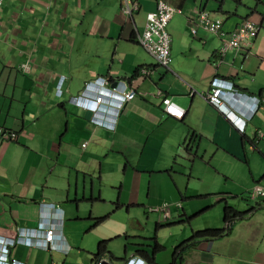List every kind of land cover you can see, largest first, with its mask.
Here are the masks:
<instances>
[{"label":"crops","instance_id":"obj_1","mask_svg":"<svg viewBox=\"0 0 264 264\" xmlns=\"http://www.w3.org/2000/svg\"><path fill=\"white\" fill-rule=\"evenodd\" d=\"M138 1L141 7L133 16L122 11L123 0H4L0 7V127L16 133L14 139L0 143V232L35 227L40 203L46 201L62 209L60 242L67 246L64 252L16 244L11 247L13 258L53 264L60 254L62 264L78 260L93 264L97 248L92 250L91 241L81 237L91 232L95 243L108 240L109 252L102 257L113 263L122 264L133 255L150 263L138 251L151 254L152 245L128 228L123 230L124 250L111 251L112 227L100 225L103 219L95 214L98 204L117 195L105 194L104 181L111 179L116 186L122 176L137 175L144 181L170 174L176 160L187 155L195 162L200 157L208 161L210 166L202 164L210 171L211 164L216 168V155L223 152L219 161L230 166L222 171L233 183L216 196L235 208L229 195L249 197L256 183L264 185V136L257 135L259 130L264 133V16L241 13L226 0L218 9L211 0H167L181 12L168 26L172 61L166 68L139 41L147 13L158 0ZM202 9L221 16L226 31L250 17L261 25L260 33L248 49L231 52L219 62L221 38L194 22ZM195 25L197 33L192 31ZM26 59L32 63L27 73L21 68ZM143 67L151 72L141 74ZM61 76L66 80L63 95L57 97ZM99 77L137 91L112 127L90 121L88 113L70 100ZM215 77L233 81L241 92L261 99L244 132L208 101L206 93ZM166 96L186 111L182 119L165 114ZM254 105L245 98L236 107L248 110ZM233 160L245 168L240 165L229 172ZM252 208L234 223L230 234L194 244L177 264H264V197L236 209ZM86 220L91 222L85 225ZM173 251L166 259L157 252L155 264H171Z\"/></svg>","mask_w":264,"mask_h":264},{"label":"built area","instance_id":"obj_2","mask_svg":"<svg viewBox=\"0 0 264 264\" xmlns=\"http://www.w3.org/2000/svg\"><path fill=\"white\" fill-rule=\"evenodd\" d=\"M3 3L4 0H0V7ZM140 7L138 0H123L122 11L127 16H133ZM179 12H181V8L176 4L167 0H158L156 8L147 13L146 26L139 35L140 44L153 55L158 65L166 68L170 67L172 61V38L168 26L174 15ZM194 22H196V25L216 33L221 38L222 42L217 59L219 62H222L224 57L231 52L248 49L261 30L259 23L247 17L235 29L226 31L223 29L224 19L206 9L200 10ZM196 25L192 28L193 33H197ZM21 68L24 72H29L32 68L31 60L26 59L23 61ZM150 72V67H143L140 70V73L144 75H148ZM65 80L66 77L61 76L58 81L57 97L63 95ZM136 95V89L125 83L113 86L109 79L99 77L86 83L70 100L88 113L90 121L105 127H112L114 118L123 109L126 102L135 98ZM206 97L211 104L225 113L242 132L245 131L247 124L257 111V106H252L248 110L236 107L239 101H243L245 98L255 100L257 96L241 92L230 80L215 77L211 81ZM163 104L165 114L177 119H182L185 116L186 111L173 102L170 97H164ZM257 135L262 137L264 133L259 130ZM15 137L16 133L5 132L0 127V143L4 139H14ZM248 196L252 199L264 197V185L256 183L248 191ZM156 210L164 211L165 218H169V210L166 205L157 207ZM61 211L59 205L42 201L40 203V219L35 227H16V229L7 230L4 233L0 232V264H27L11 256V247L16 244L38 247L49 251L59 249L67 252V248L60 242L63 240L62 227L64 224ZM105 262L115 264L108 257L99 258L95 264H104ZM53 264L62 263L59 260H54ZM122 264L150 263L138 255H133Z\"/></svg>","mask_w":264,"mask_h":264},{"label":"rangeland","instance_id":"obj_3","mask_svg":"<svg viewBox=\"0 0 264 264\" xmlns=\"http://www.w3.org/2000/svg\"><path fill=\"white\" fill-rule=\"evenodd\" d=\"M208 1L204 0V2ZM217 1L219 2L214 0L210 2L216 3L218 9L223 0ZM226 1L227 6L231 3L235 7L238 6L241 13L257 11L261 16H264V0ZM246 6L250 8H246ZM219 153L214 159L216 168L211 164L213 169L210 171L204 169L202 164L204 161L201 157L195 162L194 156L187 155L185 158L183 157L184 159L176 160L175 169H171L170 174L157 175L152 179L145 178L144 181L137 175H127L124 179L122 176L120 177L122 181L118 182L116 186L113 185L111 179L104 181L105 194H109L108 191H115L117 195L111 194L105 203L98 204L95 214L99 217L97 219H103L100 225L112 227L109 233L111 251L112 248L117 252L124 250L127 241L124 239L123 230L128 228V230H133L132 232L142 234L144 238H147L148 240L145 242L152 245L151 250L155 239H158L163 246L167 247L166 250H161L158 256L166 259L170 256L175 245L191 237L192 230L223 227L225 203L218 201L216 195L228 190L227 188L233 182L222 171L223 168L230 165L219 161V155L224 156L223 152ZM233 161L229 172H232L235 167L240 168V165L245 168L243 164ZM204 163L210 166L208 161L205 160ZM228 197L237 206L236 208H242L248 204L253 205L255 201V199L242 195L234 197L229 195ZM131 200H137V203L131 206L124 204ZM163 205H166L169 210L168 219L164 218L163 212L156 210L157 207ZM184 212L191 218L190 221L186 220ZM90 222L91 220H86L83 224L88 225ZM83 224L81 223V226ZM81 237L85 239V242L90 240L91 245L95 246L91 247L92 250H96L98 243H95L91 232L84 233ZM64 241L66 242L65 239ZM62 257L64 256L56 254V259L62 261ZM90 263V260L74 262V264Z\"/></svg>","mask_w":264,"mask_h":264},{"label":"trees","instance_id":"obj_4","mask_svg":"<svg viewBox=\"0 0 264 264\" xmlns=\"http://www.w3.org/2000/svg\"><path fill=\"white\" fill-rule=\"evenodd\" d=\"M254 208L246 210V211H240L236 209L235 207L229 205L228 203L225 204L224 206V216H223V222L224 226L220 228H208V229H203V230H192V235L190 238L187 240L179 243L174 251H173V261L171 264H177V259L182 263L183 261V254L186 252L191 246L198 242L202 241H212L215 239L222 238L228 234L231 233L234 223L237 220L244 219L246 218ZM190 217L186 216V220L190 221ZM163 249V246L160 245L159 243H155L153 245V251L152 253H148L147 251L143 249H139V253L142 254L150 263L155 264V256L157 252L161 251ZM105 252H109L108 250V240H102L99 242L97 251L95 253H92L93 259L92 262L93 264L96 263V261L102 257ZM127 259H124V262Z\"/></svg>","mask_w":264,"mask_h":264},{"label":"clouds","instance_id":"obj_5","mask_svg":"<svg viewBox=\"0 0 264 264\" xmlns=\"http://www.w3.org/2000/svg\"><path fill=\"white\" fill-rule=\"evenodd\" d=\"M256 99L255 100H253L254 102H255V105L254 106H257V109H258V106L260 105V101H261V99L259 98V97H255ZM62 215V214H61ZM63 217V216H62ZM64 219V218H63Z\"/></svg>","mask_w":264,"mask_h":264},{"label":"water","instance_id":"obj_6","mask_svg":"<svg viewBox=\"0 0 264 264\" xmlns=\"http://www.w3.org/2000/svg\"><path fill=\"white\" fill-rule=\"evenodd\" d=\"M247 7L250 8L249 6H247ZM253 13H258V12H257V11H253L252 14H253ZM113 86H115V85H113ZM104 264H110V263L105 262Z\"/></svg>","mask_w":264,"mask_h":264},{"label":"bare ground","instance_id":"obj_7","mask_svg":"<svg viewBox=\"0 0 264 264\" xmlns=\"http://www.w3.org/2000/svg\"><path fill=\"white\" fill-rule=\"evenodd\" d=\"M245 109H247V108H245ZM251 199V198H250Z\"/></svg>","mask_w":264,"mask_h":264}]
</instances>
